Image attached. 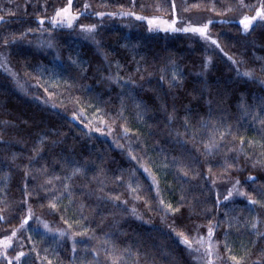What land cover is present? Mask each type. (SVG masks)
<instances>
[{"label":"trees","instance_id":"16d2710c","mask_svg":"<svg viewBox=\"0 0 264 264\" xmlns=\"http://www.w3.org/2000/svg\"><path fill=\"white\" fill-rule=\"evenodd\" d=\"M175 1L73 0L76 25L55 27L68 0H0V49L26 82L19 87L0 68V237L16 232L8 254L24 253L0 264H105L104 240L129 250L125 264L137 256L139 264H206L202 238L221 264L264 262V21L248 32L238 23L262 0H178L211 19L219 46L121 15L172 18ZM81 25H96L91 38ZM41 31L53 42L26 41ZM209 109L232 127L205 151L213 129L199 122ZM185 115L200 129L194 141L190 130L178 134ZM219 131L227 129L218 127L217 139ZM73 167L83 174L64 179Z\"/></svg>","mask_w":264,"mask_h":264},{"label":"snow or ice","instance_id":"6c2138e0","mask_svg":"<svg viewBox=\"0 0 264 264\" xmlns=\"http://www.w3.org/2000/svg\"><path fill=\"white\" fill-rule=\"evenodd\" d=\"M241 6L242 7L246 6V5L243 4V0H241ZM227 10H231V9L229 8ZM115 14L116 13H111V15H115ZM97 15L103 16L104 13H97ZM121 15H136V14L135 13H121ZM60 17H65L68 26H71V23H72V21L74 19H76V16H72L71 15V13H70V4H69V7H65L63 9H59L56 12L55 17H53L52 21H51L53 26H57L58 24L64 22L63 20L57 19V18H60ZM258 18H259V20L264 21V0H262L261 7L256 11L255 15H252V16L245 15V16H243L242 19H240L238 21V23L243 26V30L245 32H248L249 29L253 26V22L256 21ZM0 19H2V17H0ZM137 19H144V17H139L138 16ZM43 22L44 21L41 19L40 20L41 25L43 24ZM148 23L151 25V24L154 23V21L149 19ZM163 23H167V22H163ZM208 23L210 24L211 21H209ZM169 27H171V25H169ZM81 28H82V30L91 33V32H93L95 30L96 25H88V26L81 25ZM207 28H208V24H205L203 27H193V28H190V29L189 28H185V29H180V30L198 32V33H200L201 36H204L206 39L212 40V38L210 36H207V31H206ZM172 30H177V29H172ZM5 43H7V41H5ZM212 43L213 44H217V41L212 40ZM217 46H219V45L217 44ZM221 51H223V50L221 49ZM225 55H227V54L225 53ZM229 59H231V57H229ZM233 63H235V61H233ZM261 71H264V68H262ZM242 75L248 76V77H252L253 76V71L252 70L245 71L244 73H242ZM163 79H164V76H161V80H163ZM175 79H176V75H175V73H173L172 80H175ZM208 103L210 105L211 101H209ZM136 106H137V108L140 107L139 104H137ZM81 111H83V109H81ZM97 111H99V109H97ZM165 111H167V110L165 109ZM73 118L74 119H79V117L76 115V113H73ZM167 119H168L169 122H172V121H174L176 119L175 109L174 108H173V111L168 114ZM190 119L191 118L188 115H185L183 117L184 127L186 129V132L183 133V134H181V133H178V134L179 135H185L190 130L191 131V139L193 141L195 140L196 135L199 134L200 129L208 130L209 125H212V129L213 130L211 132V135L209 136V140L207 142H204L205 151H211L213 148H217L219 146V141H223L225 139L226 135L231 134V127H232L231 125H221L219 121L212 120V118H211V109H209V117H208V119L201 118V120L199 122L200 123V129H197L195 126L191 125L189 123ZM262 123H264V121H262ZM221 126L226 127L227 131H219V137L217 139L216 130L218 129V127H221ZM96 131H100V129L97 128ZM109 131H111V129H109ZM128 132H129V129L124 128L125 135H127ZM241 143H243V138H241ZM260 146L262 148H264V143H261ZM13 159H15V157H13ZM132 159H136V157L132 156ZM229 167H231V165H229ZM144 170L146 172L149 171L148 168H145ZM43 171H46V169H43ZM28 174L29 173H25L26 176ZM82 174H83L82 168L73 167L72 170H71L70 175L64 177V179H69L70 180L73 176L82 175ZM185 175H187V172H185ZM60 179H61L60 177L54 176L51 179H49L48 181H46V183L51 184L52 180H60ZM249 179H255V178L249 177ZM153 182L155 183V180ZM236 183L239 184V181H237ZM25 187H27V186H25ZM63 187H64L65 191L68 192L69 196H71V192L69 190L70 189V185L64 184ZM128 187L133 193H135L137 191V188H133L131 183H129ZM100 191H103V189L101 188ZM237 194L241 195V196L247 195L246 193H243V192H238ZM228 195L231 196L232 192L230 191ZM137 198H139V197H137ZM227 198L228 197H225V199H227ZM55 199H56V197H53V200H55ZM107 199L119 200V197L118 196L117 197H107ZM249 202L253 203V204L259 203V201L254 200V199H250ZM161 203H163V201H161ZM50 207L55 209L57 207V205L54 202H50ZM82 207H83V205H81V208ZM168 207L171 208V205H169ZM172 210L173 211H178V209H172ZM133 212H135L134 209H133ZM31 218H32V212H31V209H29L27 217L21 222L20 226L23 227L24 225L28 224V221ZM65 223H67L66 220H65ZM69 227H71V225H69ZM252 227L255 228L256 225L253 224ZM44 228L47 229L48 231H51V229L48 227V224L46 222L44 223ZM211 232H212V230L209 229V233L210 234H211ZM15 234L16 233L13 232V235H15ZM86 234H87V230H85V232H83V233H78V234H73V235L75 236V235H86ZM178 235L183 237L182 243H184L189 248H191L192 242L187 238V236H184L183 233H178ZM9 242L10 241L7 238L4 241V243L6 245ZM110 243H111V247L110 248H108V247L104 248L105 264H125V261H124L123 257H124L125 254H129V250L128 249H124L123 252H121L119 249H117V247L115 246L114 243L110 242L109 240H104L103 241V245H109ZM210 249H211V246H209V251H210ZM75 250L76 249H75V241H74V243H73V251H75ZM92 252L96 253V255L99 256V251L97 249L93 248ZM23 255H24L23 252L18 253L16 259H19ZM232 260H236V258L232 257ZM133 264H139V257L138 256H137L136 260L133 261ZM209 264H211V261H209ZM237 264H239V262H237ZM262 264H264V262H262Z\"/></svg>","mask_w":264,"mask_h":264},{"label":"rangeland","instance_id":"374dc122","mask_svg":"<svg viewBox=\"0 0 264 264\" xmlns=\"http://www.w3.org/2000/svg\"><path fill=\"white\" fill-rule=\"evenodd\" d=\"M72 1L73 0H68V2L60 9H63L65 7H69V4H70V13L72 16H76V19H74L71 23V26H74L77 23L79 14L73 10ZM55 15H54V17H55ZM133 16L136 18L138 16L144 17L143 20L147 23L149 29L152 31L171 32V33H175V32L189 33V34H192V35H195V36L201 38L202 40L206 41L207 43H212V40L216 41V39L209 32V27L206 30L207 36H210L212 38V40L206 39L204 36H201L200 33H198V32L180 30V29H185V28L190 29L193 27H203L205 24H208V22L211 19H209L208 16H206L204 14H200V13L198 14L195 12L184 10L178 0L175 1V3H174L173 17L172 18H168V17L161 16V15L145 16V15H141V14H136ZM248 16H250V15H248ZM57 19L63 20L64 22L58 24L55 27H61V26L69 27L67 22H66L65 17H60ZM149 19L153 20L154 23L150 25L148 23ZM257 20H259V18ZM51 21H52V19H51ZM163 22H167V23H163ZM51 24H52V22H51ZM169 25H171V27H169ZM52 26H53V24H52ZM85 26H88V25H85ZM172 29H177V30H172ZM82 31L87 35L88 38H91L95 30L91 33L86 32L84 30H82ZM26 41L27 42L28 41H34L39 46L50 44L53 42V32L52 31H41L39 33V35L36 36V38L34 40L28 39ZM215 45H217V44H215ZM0 68H4L13 77V79L15 80L16 84L19 87H24L26 82L12 68L10 61H9V58H8V53L3 48L0 49ZM44 223H45V221L41 220V224L44 225ZM16 237H17V233L15 235H13V232H10V233L5 232V234L2 237H0V257H7L10 262L13 259L17 260L16 257H17L18 253L16 254L15 257H12L11 255L8 254V249L13 245ZM6 238L10 241L7 245L4 243ZM209 246H211L210 251H209ZM198 250L200 251L201 259L206 264H209V261H211V264H221L219 262V260L216 258V256L214 255L212 245L208 239H206V238L200 239Z\"/></svg>","mask_w":264,"mask_h":264}]
</instances>
